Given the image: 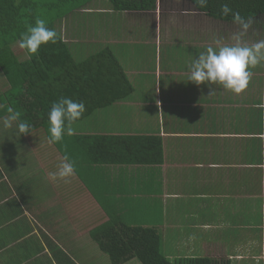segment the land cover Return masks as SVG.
I'll return each instance as SVG.
<instances>
[{"label": "crops", "instance_id": "crops-1", "mask_svg": "<svg viewBox=\"0 0 264 264\" xmlns=\"http://www.w3.org/2000/svg\"><path fill=\"white\" fill-rule=\"evenodd\" d=\"M106 3L91 0L66 17L63 30L83 50L112 47L133 91L73 128L158 136L162 161H81L82 174L70 183L53 181L49 173L58 171L62 156L43 129L20 135L18 121L4 127L10 85L0 69V264H111L91 237L108 220L105 208L129 225L156 228L170 260L264 264V62L250 69L243 94L212 85L209 95V85L188 80L189 65L208 47L234 44L237 25L202 12L192 0H155L148 9L121 11ZM260 19L245 44L263 26ZM126 121L134 125L124 127Z\"/></svg>", "mask_w": 264, "mask_h": 264}, {"label": "trees", "instance_id": "trees-1", "mask_svg": "<svg viewBox=\"0 0 264 264\" xmlns=\"http://www.w3.org/2000/svg\"><path fill=\"white\" fill-rule=\"evenodd\" d=\"M90 1L0 0V69L10 85L6 98L10 107L21 112L18 123L27 122L30 129L42 128L48 138L51 107L62 97L85 104L86 112L75 122L79 123L98 109L128 97L133 91L109 45L99 46L82 60L74 57L83 52L82 42L72 44L67 40L63 30L65 20ZM108 1L118 11L144 10L155 5V0L135 3L128 0ZM225 4L245 20L262 18L260 21L264 23V0H207V7L198 9L216 19L232 22V15L224 17L221 14ZM37 18L44 19L47 27L55 30L61 38L57 43L42 45L34 56H29L22 49L20 54L16 53L13 46L19 45L21 34L28 26H35ZM261 40H264V24L249 42L251 45ZM55 145L62 158L67 155L75 162L76 175L82 174L81 164L78 163L81 161L89 165H151L161 163L163 156L158 136L104 135L99 132L68 136L65 132L63 142ZM84 181L86 183L87 179ZM90 190L103 206L97 190L92 187ZM105 209L108 220L95 227L91 237L98 248L109 256L111 264H123L132 259L139 264H231L228 259L209 257L170 260L162 251L161 237L156 228L129 225L120 220L117 212Z\"/></svg>", "mask_w": 264, "mask_h": 264}, {"label": "clouds", "instance_id": "clouds-1", "mask_svg": "<svg viewBox=\"0 0 264 264\" xmlns=\"http://www.w3.org/2000/svg\"><path fill=\"white\" fill-rule=\"evenodd\" d=\"M194 3L199 9L207 7V0H194ZM221 14L224 17L232 15V22L238 26L239 30L233 35L235 43L222 46L218 51L208 47L206 52L200 53L198 59L189 65L188 80L197 86L209 85V95L215 94L212 85L222 86L228 92L241 95L247 90L253 78L254 73L250 69H255L264 62V40L251 45L245 44L243 38L252 27L253 20L251 18L245 20L238 12L233 13L227 4L222 6ZM60 38L55 30L47 27L44 19L37 18L35 26H28L21 34L19 48L29 56H34L42 45L49 42L57 43ZM7 111L9 115L4 118L3 123L5 128H11L14 122L20 121L21 112L12 107H8ZM85 112L86 106L83 102H74L70 98L62 97L53 103L48 117L50 126L48 143L52 145L63 142L65 132L68 136L74 135L73 124L80 120ZM17 127L20 135L30 133V125L27 122H19ZM57 167L58 171L49 173L50 179L70 183L76 174L75 162L65 155Z\"/></svg>", "mask_w": 264, "mask_h": 264}, {"label": "rangeland", "instance_id": "rangeland-1", "mask_svg": "<svg viewBox=\"0 0 264 264\" xmlns=\"http://www.w3.org/2000/svg\"><path fill=\"white\" fill-rule=\"evenodd\" d=\"M107 5H110L109 3H106V6ZM104 17L106 16V15H103ZM63 23V22H62ZM261 23V22H260ZM261 24H264L263 22L261 23ZM94 26H95V24L93 23V25H92V29L94 30ZM63 27V26H62ZM108 27V26H107ZM106 27V28H107ZM62 29V28H61ZM19 46V45H18ZM72 47H74V46H72ZM16 50H17V52L16 53H18V54H20V52H18V51H20L21 49L19 48H16ZM90 51H93L92 49H85V50H83V52L80 54V55H74V57H75V59L76 60H82V59H84L85 57H86V55L90 52ZM123 53H126V52H123ZM123 53H121V54H123ZM118 54V53H117ZM120 54V57H122V55ZM126 57H129V55L128 56H126ZM134 125V123L133 122H130V121H126V122H124V127H132Z\"/></svg>", "mask_w": 264, "mask_h": 264}]
</instances>
